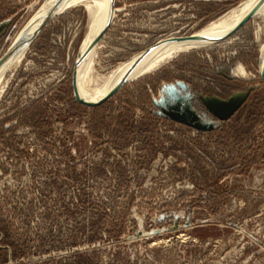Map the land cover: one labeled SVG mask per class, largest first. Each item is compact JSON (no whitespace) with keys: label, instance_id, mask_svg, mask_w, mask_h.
Listing matches in <instances>:
<instances>
[{"label":"rangeland","instance_id":"374dc122","mask_svg":"<svg viewBox=\"0 0 264 264\" xmlns=\"http://www.w3.org/2000/svg\"><path fill=\"white\" fill-rule=\"evenodd\" d=\"M83 1L49 20L4 76L0 264H264V17L87 106L74 85ZM247 1L114 0L87 89ZM46 2L0 0V59ZM173 88L212 129L161 115ZM245 92L227 121L204 107Z\"/></svg>","mask_w":264,"mask_h":264},{"label":"bare ground","instance_id":"6f19581e","mask_svg":"<svg viewBox=\"0 0 264 264\" xmlns=\"http://www.w3.org/2000/svg\"><path fill=\"white\" fill-rule=\"evenodd\" d=\"M60 2H62L60 6L54 5L52 7V4H50L51 0H48L43 6L41 13H38L28 23L22 34L15 41L16 43L22 40L15 51L8 56L0 66V96L5 87L3 83L7 71H9L12 66H19L29 45L35 39L38 32L42 30L41 28L64 9L76 5L78 0H61ZM259 2L260 0H249L246 3L240 4L225 16L211 22L203 29V33L199 34V32L191 39L161 43L154 47L153 50L150 49L145 51L128 63L122 64L106 79L104 78L105 82L102 87L100 86L101 89H99L98 93H94L87 89V86L93 84L92 81L94 80L91 76L94 63L92 56L103 37L102 35H104L105 30L107 31L111 23L112 14L114 12V0H84L83 3L86 11L89 13V31L82 45L80 60L75 71V86L79 97L90 103L100 102L119 84L132 82L154 71L160 65L174 58L178 53L192 51L200 47H208L224 41L231 36L229 33H231L250 12L252 16L249 20L253 19V16L256 15L264 17V1L257 6ZM262 50L263 56H261L259 61L260 71L262 63L264 62V49Z\"/></svg>","mask_w":264,"mask_h":264},{"label":"water","instance_id":"95a60500","mask_svg":"<svg viewBox=\"0 0 264 264\" xmlns=\"http://www.w3.org/2000/svg\"><path fill=\"white\" fill-rule=\"evenodd\" d=\"M264 0H260V2L257 4V6ZM252 16L251 12L248 14L235 28L231 33L236 32L241 26L246 23L250 17ZM8 23H4L0 26V36L3 34L5 28L7 27ZM106 32V30H105ZM104 32V34H105ZM229 33L230 35H232ZM228 35V36H230ZM103 36V35H102ZM22 40L17 41L14 45L10 46L7 52L2 56L0 59V66L2 63L6 60L8 56H10L15 49L20 45ZM261 77L264 79V62L262 63L261 71H260ZM75 85V81H74ZM124 86V83L119 84L116 86L103 100L97 103H90L85 100H82L77 92V88L75 86V96L77 100L87 106H97L107 99H109L111 96H113L115 93H117L122 87ZM182 88L183 85H180ZM170 97L168 100L163 99L162 102L159 104L157 103L158 108L161 111V115L185 124L187 126L193 127L196 130L199 131H206L212 129V125H205L200 123L198 116L190 109L188 106V102L185 100V98L175 90L174 88L170 91ZM248 96V92L240 93L237 95H234L232 98L228 100H220L217 98H210V99H204V104L209 110V112L216 117L220 121H227L229 120L235 112L241 107L243 102L245 101L246 97ZM175 103V104H173ZM185 104V105H184Z\"/></svg>","mask_w":264,"mask_h":264},{"label":"flooded vegetation","instance_id":"af4514ba","mask_svg":"<svg viewBox=\"0 0 264 264\" xmlns=\"http://www.w3.org/2000/svg\"><path fill=\"white\" fill-rule=\"evenodd\" d=\"M61 0H51V3L50 4H52V7L54 6V5H57V6H60L61 5V3L62 2H60ZM51 7V8H52ZM85 42V41H84ZM262 49H264V46H263V48ZM150 73V72H149ZM148 74V73H147ZM260 74V73H259ZM261 76V75H260ZM249 92V91H248ZM202 99V98H201ZM192 100H194V98L192 99ZM203 103V102H202ZM204 107H205V109L207 110V112L211 115V116H213L210 112H209V110L207 109V107L205 106V104H204ZM214 117V116H213ZM214 118H216V117H214ZM217 119V118H216ZM218 120V119H217Z\"/></svg>","mask_w":264,"mask_h":264}]
</instances>
